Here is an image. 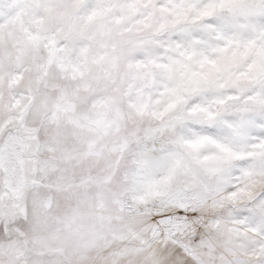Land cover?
I'll return each mask as SVG.
<instances>
[{"label": "snow or ice", "instance_id": "1", "mask_svg": "<svg viewBox=\"0 0 264 264\" xmlns=\"http://www.w3.org/2000/svg\"><path fill=\"white\" fill-rule=\"evenodd\" d=\"M0 264H264V0H0Z\"/></svg>", "mask_w": 264, "mask_h": 264}]
</instances>
